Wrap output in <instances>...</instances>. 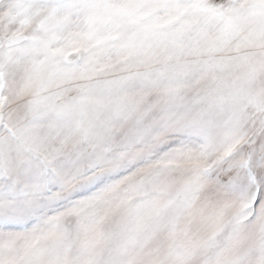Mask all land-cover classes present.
<instances>
[{
	"label": "snow or ice",
	"instance_id": "obj_1",
	"mask_svg": "<svg viewBox=\"0 0 264 264\" xmlns=\"http://www.w3.org/2000/svg\"><path fill=\"white\" fill-rule=\"evenodd\" d=\"M0 264H264V0H0Z\"/></svg>",
	"mask_w": 264,
	"mask_h": 264
}]
</instances>
